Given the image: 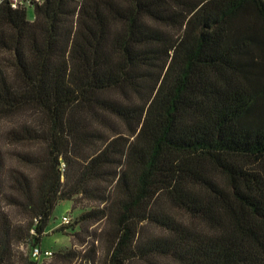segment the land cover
Masks as SVG:
<instances>
[{"label": "trees", "instance_id": "trees-1", "mask_svg": "<svg viewBox=\"0 0 264 264\" xmlns=\"http://www.w3.org/2000/svg\"><path fill=\"white\" fill-rule=\"evenodd\" d=\"M34 13L0 3V264H40L79 195L105 264H264V0ZM97 241L50 264H97Z\"/></svg>", "mask_w": 264, "mask_h": 264}, {"label": "rangeland", "instance_id": "rangeland-1", "mask_svg": "<svg viewBox=\"0 0 264 264\" xmlns=\"http://www.w3.org/2000/svg\"><path fill=\"white\" fill-rule=\"evenodd\" d=\"M34 16V8H29L28 17L33 19ZM115 125L119 129L124 128L117 120L115 121ZM99 127H101L104 132L109 130V128L104 125H100ZM99 206H101V204L98 201H94L83 195L77 196L73 201H61L53 213V217L47 228V234L44 236L41 245L43 250L52 251V255L49 257H41L39 259L40 264L52 263L55 253L60 251L63 252L74 249L83 253L96 238H98V241L95 242L98 246L97 264H105L103 252L104 244L101 241L102 237L100 235L104 223L82 224V222L79 221V217L83 212ZM64 216L70 218L68 223L63 222ZM62 227H65V229ZM88 243H90V245H88ZM76 264L85 263L79 261Z\"/></svg>", "mask_w": 264, "mask_h": 264}, {"label": "built area", "instance_id": "built-area-1", "mask_svg": "<svg viewBox=\"0 0 264 264\" xmlns=\"http://www.w3.org/2000/svg\"><path fill=\"white\" fill-rule=\"evenodd\" d=\"M4 0H0V3H2ZM9 3L12 5V7H24V8H34L37 4H42L45 0H8ZM70 221V218L67 216L63 217V222L68 223ZM31 255L39 259L41 257H49L52 255V251L49 250H43L40 247H35L31 251Z\"/></svg>", "mask_w": 264, "mask_h": 264}]
</instances>
